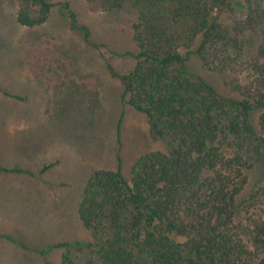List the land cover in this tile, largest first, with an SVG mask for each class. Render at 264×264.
Returning a JSON list of instances; mask_svg holds the SVG:
<instances>
[{
    "label": "trees",
    "instance_id": "16d2710c",
    "mask_svg": "<svg viewBox=\"0 0 264 264\" xmlns=\"http://www.w3.org/2000/svg\"><path fill=\"white\" fill-rule=\"evenodd\" d=\"M25 1L40 19L23 9L19 23H45L53 4ZM86 1L135 12L123 99L169 151L143 154L130 178L92 175L79 215L94 242L81 264H264V0ZM193 56L233 96L192 70ZM71 254L62 264H80Z\"/></svg>",
    "mask_w": 264,
    "mask_h": 264
},
{
    "label": "rangeland",
    "instance_id": "374dc122",
    "mask_svg": "<svg viewBox=\"0 0 264 264\" xmlns=\"http://www.w3.org/2000/svg\"><path fill=\"white\" fill-rule=\"evenodd\" d=\"M47 1V21L25 27L19 12L40 19L39 7L0 0V168L22 171H0V264H62L69 252L81 264L80 246L94 242L79 215L92 175L120 169L130 178L143 154L169 151L123 99L121 77L138 63L135 12L104 1ZM65 4L73 18L63 15ZM87 32L102 47H92ZM190 65L233 96L204 75L196 56Z\"/></svg>",
    "mask_w": 264,
    "mask_h": 264
}]
</instances>
